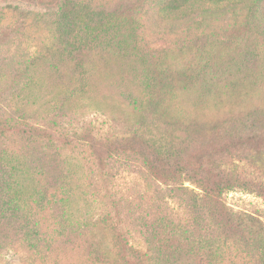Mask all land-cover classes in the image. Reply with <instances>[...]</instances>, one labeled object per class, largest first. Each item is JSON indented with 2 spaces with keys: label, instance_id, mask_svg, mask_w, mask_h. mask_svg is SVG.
I'll return each instance as SVG.
<instances>
[{
  "label": "rangeland",
  "instance_id": "1",
  "mask_svg": "<svg viewBox=\"0 0 264 264\" xmlns=\"http://www.w3.org/2000/svg\"><path fill=\"white\" fill-rule=\"evenodd\" d=\"M80 1L127 23L102 30L94 17V31L77 21L68 33L59 0H0V264H264V245L250 242L264 234L263 196L225 194L256 223L220 230L144 157L108 151L132 132L168 140V121L202 137L262 110L264 3L201 0L164 14L157 0ZM255 159L257 171H235L264 186Z\"/></svg>",
  "mask_w": 264,
  "mask_h": 264
},
{
  "label": "trees",
  "instance_id": "2",
  "mask_svg": "<svg viewBox=\"0 0 264 264\" xmlns=\"http://www.w3.org/2000/svg\"><path fill=\"white\" fill-rule=\"evenodd\" d=\"M157 1L162 3L160 12L171 14L179 12L190 2L201 0ZM205 1L214 4L223 2V0ZM263 3L264 0H251L249 12H254L255 8L258 5H263ZM57 12L59 18L64 20L63 27L66 28L63 29L66 32L74 22L77 24V21L84 24L86 26L84 28L94 31V17L98 20L95 21L96 27L102 30L118 29L127 23L126 18L119 17L117 19L113 14L105 15L104 10L97 12V10H92L88 3L80 0H59ZM207 12H211V10ZM198 73L201 75L200 69ZM252 86L255 89L259 88V82L253 83ZM257 109L261 108L254 107L244 118L212 122L210 130H207L206 135L202 137L189 135V133H186L189 136H180L177 133H181L182 130L173 128L176 123L173 124L168 121L167 126L169 127L167 128L169 130L167 131L176 133L171 135L168 140H165L163 137L165 134H161L159 131L150 139H147L140 132H132V135L128 137L111 141L109 146L112 150L108 148V151L118 152L131 149L137 155L144 157V166L150 174H161L163 180L172 184L180 183L178 189L187 198L190 207L193 210H208L212 215L218 217L217 227L220 230L226 231L221 227L227 221H232V218H234V227L238 229L248 227L250 229L255 226L256 220L246 215L232 213L226 208L223 197L234 189L250 191L264 197V186L261 183L255 178L249 179L237 175L235 171V166L238 163H243L257 171L260 165L257 164L258 160L255 157L264 156V108L262 110ZM172 115L178 121L185 118L190 119L187 115L184 117L180 112H172ZM192 125L187 126V131ZM200 132V129H196L194 134H200ZM216 159L232 160L231 166L233 168L228 170L224 163L218 164ZM233 235L228 236V239ZM250 242L252 245H264V234L254 233Z\"/></svg>",
  "mask_w": 264,
  "mask_h": 264
}]
</instances>
